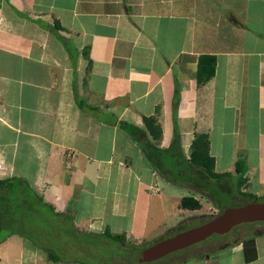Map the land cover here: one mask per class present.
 Instances as JSON below:
<instances>
[{"label":"crops","instance_id":"obj_1","mask_svg":"<svg viewBox=\"0 0 264 264\" xmlns=\"http://www.w3.org/2000/svg\"><path fill=\"white\" fill-rule=\"evenodd\" d=\"M201 55L215 67L198 85ZM148 116L159 147L176 138L188 157L205 134L214 171L235 175L244 159L245 190L264 195V0H0V180L22 179L86 232L92 260L73 264H122L152 241L166 203L193 196L120 126ZM17 194L0 187V264H52L18 235ZM253 236L251 262L239 245L173 264H264V232Z\"/></svg>","mask_w":264,"mask_h":264},{"label":"trees","instance_id":"obj_2","mask_svg":"<svg viewBox=\"0 0 264 264\" xmlns=\"http://www.w3.org/2000/svg\"><path fill=\"white\" fill-rule=\"evenodd\" d=\"M214 67V56L201 55L199 57L197 67L198 85L205 82L213 75ZM177 93L178 91L176 89V100L174 101L175 105L177 104ZM78 103L81 105V102ZM143 123L144 127L142 128L127 122H120V126L137 142L140 150L146 156L152 167L168 181L178 186L192 188L200 193H203L212 201L213 204H215L216 207L220 209L222 208V203L225 200L227 202V206H237L250 201H264V195H256L241 188L245 183L244 159H238L236 161L234 169L235 175L229 172L217 173L214 171V158L209 153V140L207 135H196L191 143L189 156L185 157L177 144L176 138H174L170 145L166 148L158 146V140L161 137L162 129L155 116L144 117ZM233 177H235L234 186L226 185L228 181H232ZM15 184L18 186L16 189L20 188V191L22 190L21 193L25 195H27L26 192L28 195L29 193L32 194V198L29 200H22L23 205L28 202L27 204L29 208H31L34 203L39 206L48 207L55 215L62 214L54 212L53 206L45 202L40 194L32 191L29 185L22 179L14 178L13 180H0V187L4 190L13 188L14 191L15 189L13 185ZM4 199L6 198L4 197ZM234 201L236 202L234 203ZM179 206L182 209L197 210L201 207V203L193 196H183L180 200ZM25 217L26 212L22 214V218ZM199 218L200 215L186 217L173 226L169 231L172 232L173 230H176L177 232L178 229H187L210 219L207 218L201 222L199 221ZM195 220L198 223H193ZM103 235L117 242L125 241L124 235L112 234L109 230H105ZM215 235L218 236L217 234ZM240 244L245 262H251L256 259L257 252L255 238L253 235L243 238L240 241ZM143 247L145 246L143 245L141 248ZM140 251L141 249H139L138 256H140ZM45 252L48 260L51 261L52 264H63L54 252L50 250H45Z\"/></svg>","mask_w":264,"mask_h":264},{"label":"rangeland","instance_id":"obj_3","mask_svg":"<svg viewBox=\"0 0 264 264\" xmlns=\"http://www.w3.org/2000/svg\"><path fill=\"white\" fill-rule=\"evenodd\" d=\"M226 185L234 186V180L228 181ZM13 186L14 189L18 192V199H16L15 201L19 202L17 207V226H19V231L17 233L19 236L29 238L31 242H34L37 245L42 244L45 247L43 250H50L54 252L59 259L60 257L64 256L62 259L66 260L67 262L73 261L72 264L75 262H86L92 260L88 257V255H86V253L82 252L81 249H83V247L80 248L82 245V241H84V238L87 237L85 236L86 232L79 230L81 229L80 227L77 228L74 226L73 221L69 219L67 212L63 215H55L47 210L44 206H39L34 203L33 206L29 208L27 204L28 202L23 205L22 200H29L30 198H32V194L29 193L28 195V193L26 192L27 195H25L21 193L22 190L20 191V188L16 189V187H18L16 184ZM245 187V185H242L241 188L245 190ZM180 191L185 193V195H196L195 197H197V199L200 201L201 207L194 211L177 208L175 207L176 199H171V202L169 201L168 204L166 203L167 210H164L169 216H163L161 219H158L159 222L157 223L153 234L145 239V241H147L148 239L153 238L152 241L142 244L135 250L133 249L129 256H127V254L125 253L124 256H121V259L118 258V260H120L122 264H173L174 260H184L185 258H188L187 256L194 257L205 253L216 255L217 253L222 251L221 249L219 250V248H221L220 246H222L224 242H232V240L230 239L231 237H234L236 241H234V244L230 245V243L229 245L232 247H239V245H241L239 243L243 238L252 236L259 232H264V222L243 223L233 227L229 231L230 233L225 236H216L214 234L204 241L191 245L182 250L170 253L167 256L160 258L159 260L148 263H139V249H142L141 247L143 245L148 246L152 244L153 241H155L157 238L168 233L169 236L172 235V232H170L169 230L184 218L193 215H200L199 221L202 222L207 218H210L211 216L219 213L222 208L224 209L225 207H227L226 200L223 201L222 208L220 209L216 207L215 204H213L206 195L200 193L199 191H196L195 189H190V194L184 188H181ZM235 202L236 201H234V203ZM1 203V208L3 209L2 211L4 214H6V211H8L7 204L3 201ZM14 210L16 211L15 208ZM164 211L162 210L160 213H164ZM24 212H26V217L22 218V214H24ZM193 223L198 222H196L195 220ZM75 230L77 232H75ZM5 233L6 232L3 230L4 235ZM224 238L226 241L222 240ZM230 256H232V260L234 263H239L242 260V253L239 251V248H235L234 252L228 255L229 258Z\"/></svg>","mask_w":264,"mask_h":264},{"label":"water","instance_id":"obj_4","mask_svg":"<svg viewBox=\"0 0 264 264\" xmlns=\"http://www.w3.org/2000/svg\"><path fill=\"white\" fill-rule=\"evenodd\" d=\"M264 222V201H250L227 206L205 222L155 240L140 251L139 263L159 260L178 250L204 241L208 237L229 232L243 223Z\"/></svg>","mask_w":264,"mask_h":264},{"label":"flooded vegetation","instance_id":"obj_5","mask_svg":"<svg viewBox=\"0 0 264 264\" xmlns=\"http://www.w3.org/2000/svg\"><path fill=\"white\" fill-rule=\"evenodd\" d=\"M179 230L181 231L182 229H178V231H179ZM183 230H184V229H183ZM178 231H177V232H178ZM174 233H176V230H173V231H172V234H174ZM228 233H230V232H227V233H225V234L218 235V236H225V235H227ZM168 234H169V233H168ZM168 234H166V235H164V236H161V237L157 238L156 240H158V239H160V238H165V237L169 236ZM230 239L232 240V242H228V243H227V242H224V244H223L222 246H220V247H221V248H222V247H228V246L234 244V243H235L234 241H236V239H235L234 237H233V238L231 237ZM222 240L224 241L225 238L222 239ZM225 241H226V240H225ZM230 243H231V244H230ZM229 244H230V245H229ZM219 249H220V248H219Z\"/></svg>","mask_w":264,"mask_h":264}]
</instances>
